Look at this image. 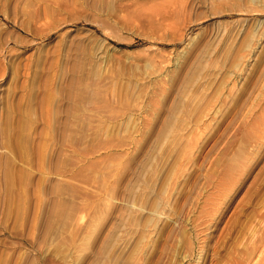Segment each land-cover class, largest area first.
Here are the masks:
<instances>
[{"label":"rangeland","instance_id":"obj_1","mask_svg":"<svg viewBox=\"0 0 264 264\" xmlns=\"http://www.w3.org/2000/svg\"><path fill=\"white\" fill-rule=\"evenodd\" d=\"M262 253L264 0H0V264Z\"/></svg>","mask_w":264,"mask_h":264},{"label":"bare ground","instance_id":"obj_2","mask_svg":"<svg viewBox=\"0 0 264 264\" xmlns=\"http://www.w3.org/2000/svg\"><path fill=\"white\" fill-rule=\"evenodd\" d=\"M258 241V240H257ZM256 250V249H255ZM263 250V249H262ZM262 254H264V253H262ZM259 255V254H258ZM261 257V256H260ZM263 258V257H262ZM258 260V259H257ZM263 260H264V258H263ZM241 261V260H240ZM237 264V263H236Z\"/></svg>","mask_w":264,"mask_h":264}]
</instances>
